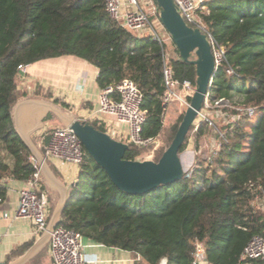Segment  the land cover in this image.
<instances>
[{"label": "trees", "instance_id": "16d2710c", "mask_svg": "<svg viewBox=\"0 0 264 264\" xmlns=\"http://www.w3.org/2000/svg\"><path fill=\"white\" fill-rule=\"evenodd\" d=\"M196 13L206 36L225 49L209 100L226 101L221 111L238 115L221 127L213 122L223 133L218 150L198 158L193 172L189 176L184 172L177 182L129 194L113 184L83 147L78 185L58 222L80 232L84 240L139 256V263L191 264L194 242L199 241L207 264H238L250 238L264 236V211L252 204L264 198V0H209ZM173 49L174 56L164 44L139 37L111 19L105 0H0V141L13 159L11 168L0 165V176L6 170L12 178L25 180L33 171L30 151L10 118L17 99L18 66L60 55L94 65L100 89L123 78L137 84L146 111L141 135L163 141L153 157L157 161L184 116L183 110L168 124L164 121L165 112L177 105L174 101L162 105L164 52L177 80H188L192 86L196 80L195 65L179 60L174 43ZM227 68L234 73L228 76ZM247 108L259 112L252 124ZM90 123L104 130L97 121ZM208 128V122L199 123L196 135ZM145 147L128 143L124 158H138ZM31 243L13 249L7 260L21 255ZM44 257L46 247L28 264H48Z\"/></svg>", "mask_w": 264, "mask_h": 264}, {"label": "built area", "instance_id": "2783aa9c", "mask_svg": "<svg viewBox=\"0 0 264 264\" xmlns=\"http://www.w3.org/2000/svg\"><path fill=\"white\" fill-rule=\"evenodd\" d=\"M173 1L184 21L188 25L192 24V27L201 29V22L198 19L196 10L204 8L205 2L209 0ZM146 2L149 6L148 12L142 9L137 0H105V9L111 19L118 21L123 27L134 31L137 36H148L162 45L163 42L159 32L161 23L158 18V9L152 0H147ZM207 39L211 44L214 70H216L225 61V49L216 43L211 36H207ZM18 69L19 72L23 71L24 65L18 66ZM233 73L231 68L226 69L228 76ZM162 74L164 84L162 105L166 107L171 101H176L180 107L185 109L189 105V98H191L194 92V86L188 80L180 82L174 77L173 70L168 64V55L165 52L163 55ZM142 99L143 93L137 84L129 78H123L115 84L100 89L97 108L89 112L88 118L93 119L97 117V114H106L112 119L97 122L103 125V132L116 140L132 143L137 146H146L157 142V138H143L141 135L142 125L146 119V111L142 108ZM225 102L219 99L211 103L208 94L194 122L195 125L196 121H198L196 128L201 122L212 124L209 118H207L205 109L209 111L214 109L216 115H222L220 108L221 106H227V102ZM246 112L248 116H252L255 110L247 108ZM236 118H238V115L233 116V119ZM121 124L126 125L127 130L125 132L120 129L119 126ZM83 154V145L72 129L64 126L52 130L44 150L45 159L66 161L78 166L82 161ZM147 158H151V155L143 159ZM32 161L33 171L24 180L25 186L19 191V204L16 217L29 220L32 224L33 236H39L46 229L50 210L47 195L41 188V169L33 158ZM193 170L194 166L189 171L185 170L186 176H189ZM85 248L83 236L78 231L57 224L50 233L48 250L52 264L113 263L101 260L94 254H87ZM241 258L243 261L238 264H253L257 261L264 264V236L253 235L244 246ZM136 260H139V256L136 257ZM205 263L204 245L199 241H195L191 264Z\"/></svg>", "mask_w": 264, "mask_h": 264}, {"label": "crops", "instance_id": "0c3cea01", "mask_svg": "<svg viewBox=\"0 0 264 264\" xmlns=\"http://www.w3.org/2000/svg\"><path fill=\"white\" fill-rule=\"evenodd\" d=\"M97 74L98 69L94 65L72 55H60L25 65L23 71L18 74L17 99L10 112L11 122L18 135L23 134L44 156L45 146L52 130L65 126L63 116L72 115L89 122L112 119L106 114H97V117L93 119L88 118L89 112L97 108L100 91L96 81ZM119 127L123 132L127 130L126 125L121 124ZM30 154L33 158L31 151ZM45 161L49 171L61 185L67 186L77 182V165L66 161L47 159ZM0 165L8 168L13 165L12 156L6 151L1 141ZM41 178V188L49 201L50 216L61 200L62 191L52 184L42 170ZM24 186V180L12 178L6 170H2L0 187L4 190V195L0 197V264H9L15 257L20 256L12 257L8 261V255L13 249L32 241L27 250L39 237L33 236L32 224L29 220L16 217L19 191ZM84 244L87 254H94L101 260L113 262L112 264H144L139 263V260H136L129 251L87 240H84ZM44 247H46V262L52 264L48 242L26 264ZM253 264L261 263L257 261Z\"/></svg>", "mask_w": 264, "mask_h": 264}, {"label": "water", "instance_id": "95a60500", "mask_svg": "<svg viewBox=\"0 0 264 264\" xmlns=\"http://www.w3.org/2000/svg\"><path fill=\"white\" fill-rule=\"evenodd\" d=\"M159 12V21L170 35L178 50L179 60L190 61L195 65L196 80L189 105L171 143L160 158L134 159L124 158L128 143L116 140L107 133L95 128L89 121L80 120L72 115L63 116L64 125L80 139L86 152L101 166L113 184L129 194L149 192L160 184H169L181 180L185 172L179 150L190 132L204 101L210 92L214 77L212 48L206 34L198 27L188 25L179 14L173 0H152ZM194 56V58H192ZM226 103V102H225ZM20 138L32 152L33 159L47 178L62 191L61 200L52 210L46 229L23 254L15 257L9 264H26L28 260L49 240L50 233L58 224L60 215L70 197L74 182L61 185L47 167L43 155L28 141L23 134Z\"/></svg>", "mask_w": 264, "mask_h": 264}, {"label": "rangeland", "instance_id": "374dc122", "mask_svg": "<svg viewBox=\"0 0 264 264\" xmlns=\"http://www.w3.org/2000/svg\"><path fill=\"white\" fill-rule=\"evenodd\" d=\"M137 1L139 5L142 7V9L148 12L149 6L146 2L147 0H137ZM159 32H160L161 40L165 46L166 52L170 51V53L174 56L175 51L173 49V42L170 38V35L162 25L161 28L159 27ZM176 104L177 105L172 106L170 109H168L165 112L164 121L166 124L171 122L178 114H180L183 110H185L182 107H180L177 102ZM205 112L207 114V118H209V120L212 122L211 125L209 124L210 128H208V130H205L203 134L197 136L196 125L198 124V121H196L195 125L193 126V128H191L190 132L187 135V140H186L187 146L183 151V153H181L183 167L187 171H189L195 165L198 158H208L212 154V152L218 150L220 144L219 143L220 136L223 133L220 132L217 129V127H221L229 123V121L234 120L233 119L234 115L231 114L230 112H222V115H216V111L214 109L210 111L208 109H205ZM258 115L259 112H256L252 116H249V124L254 123ZM213 122L216 123L217 127L213 126ZM162 145H163V141L161 137H158L157 142H153L151 144L146 145L145 147L146 151L144 152V154L136 159H143L149 155H151V158H147V159H153L155 153L161 148ZM252 204L253 206H255V208L264 211V198H256L252 201ZM46 259L47 257L46 258L44 257V261H43L44 263H47Z\"/></svg>", "mask_w": 264, "mask_h": 264}]
</instances>
